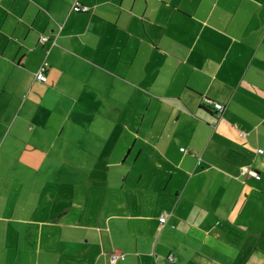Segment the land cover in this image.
Returning <instances> with one entry per match:
<instances>
[{
  "label": "crops",
  "instance_id": "crops-1",
  "mask_svg": "<svg viewBox=\"0 0 264 264\" xmlns=\"http://www.w3.org/2000/svg\"><path fill=\"white\" fill-rule=\"evenodd\" d=\"M0 264H264V0H0Z\"/></svg>",
  "mask_w": 264,
  "mask_h": 264
},
{
  "label": "built area",
  "instance_id": "built-area-1",
  "mask_svg": "<svg viewBox=\"0 0 264 264\" xmlns=\"http://www.w3.org/2000/svg\"><path fill=\"white\" fill-rule=\"evenodd\" d=\"M78 5H75L73 6L74 9H78L77 7ZM85 9V8H84ZM47 38L46 35H41V40H45ZM45 68L44 66H40V68L38 69V71L36 72V78L40 81H45L46 80V75H45V72H44ZM214 107L218 110L222 109L223 105H221V103H218V102H214ZM183 150V148H180ZM258 151H262V149H258ZM243 174H250L252 172V170L249 168V166H243L241 168V171ZM159 222L161 223H164V221H166V213H162L160 216H159Z\"/></svg>",
  "mask_w": 264,
  "mask_h": 264
},
{
  "label": "trees",
  "instance_id": "trees-1",
  "mask_svg": "<svg viewBox=\"0 0 264 264\" xmlns=\"http://www.w3.org/2000/svg\"><path fill=\"white\" fill-rule=\"evenodd\" d=\"M75 5H78L77 7H78V9H74V7L73 6H75ZM82 5V6H81ZM72 6V9L74 10V11H87V6L85 5V4H82V3H80V2H77L76 4H74ZM85 8V9H84ZM47 38H48V36H47ZM41 66H44L43 64L41 65ZM40 68V67H39ZM44 68H45V70H44V72L46 71V67L44 66ZM38 71V70H37ZM36 71V72H37ZM36 72H35V77H36ZM203 102H205V105L208 107V106H213V108L216 110V116L218 117L219 115H220V112H221V110L223 109V107H222V109H220V110H218V109H216L215 107H214V102L213 101H211L210 99H208L207 97H204V100H203ZM222 105V104H221ZM216 117V118H217ZM181 148H183V150H184V147H181ZM259 149H261V148H259ZM182 150V149H181ZM260 152V151H259ZM244 166H248V165H244ZM243 167V166H242ZM250 168V167H249Z\"/></svg>",
  "mask_w": 264,
  "mask_h": 264
},
{
  "label": "rangeland",
  "instance_id": "rangeland-1",
  "mask_svg": "<svg viewBox=\"0 0 264 264\" xmlns=\"http://www.w3.org/2000/svg\"><path fill=\"white\" fill-rule=\"evenodd\" d=\"M237 114H239L238 112H236Z\"/></svg>",
  "mask_w": 264,
  "mask_h": 264
}]
</instances>
